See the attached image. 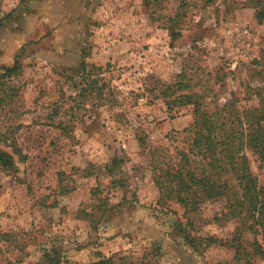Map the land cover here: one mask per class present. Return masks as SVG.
Instances as JSON below:
<instances>
[{"label": "rangeland", "instance_id": "1", "mask_svg": "<svg viewBox=\"0 0 264 264\" xmlns=\"http://www.w3.org/2000/svg\"><path fill=\"white\" fill-rule=\"evenodd\" d=\"M15 63L0 83V264H244L222 202L185 214L154 178L189 153L195 103L238 138L264 103V0H0V76ZM262 229L246 236L253 264Z\"/></svg>", "mask_w": 264, "mask_h": 264}, {"label": "trees", "instance_id": "2", "mask_svg": "<svg viewBox=\"0 0 264 264\" xmlns=\"http://www.w3.org/2000/svg\"><path fill=\"white\" fill-rule=\"evenodd\" d=\"M256 17L259 23L263 21L262 12L258 11ZM18 71L17 63L4 68L0 83ZM195 104L194 120L189 129V153L182 155L178 168L155 175L154 182L160 192L159 201H174L189 215L195 213L206 200L222 202L223 216L230 221L236 219L239 225L224 245L234 251L233 259L237 262L253 264L255 257L263 254L257 241L250 243L246 236L255 227L264 230V183L262 186L257 184L246 157L240 156L242 150L236 148L248 150L264 166V103L260 107L242 111L240 138L226 131L225 124H220L214 115ZM119 161L115 158L111 166ZM12 165L10 155L0 151V166L3 170L7 171ZM188 225L191 230L193 224L189 222ZM185 239L194 246L200 242L199 238L187 232ZM147 257L142 256L140 264H157L152 255ZM129 260L126 256L102 257L93 264H134Z\"/></svg>", "mask_w": 264, "mask_h": 264}, {"label": "crops", "instance_id": "3", "mask_svg": "<svg viewBox=\"0 0 264 264\" xmlns=\"http://www.w3.org/2000/svg\"><path fill=\"white\" fill-rule=\"evenodd\" d=\"M69 15V16H68ZM72 16V13H70L69 14V12H67V11H64V12H62V14H61V16H60V23H62V24H65V22H64V20L66 21V18L67 19H70V17ZM72 19V18H71ZM67 23V22H66ZM67 40H69L70 42H69V46H72L73 45V43H72V40H73V38L71 37H68V38H65V41L67 42ZM72 49H74V45L71 47ZM9 51V50H8ZM7 56H8V52H7Z\"/></svg>", "mask_w": 264, "mask_h": 264}]
</instances>
